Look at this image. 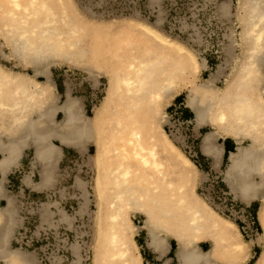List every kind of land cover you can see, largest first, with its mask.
Returning a JSON list of instances; mask_svg holds the SVG:
<instances>
[{
  "label": "bare ground",
  "instance_id": "obj_1",
  "mask_svg": "<svg viewBox=\"0 0 264 264\" xmlns=\"http://www.w3.org/2000/svg\"><path fill=\"white\" fill-rule=\"evenodd\" d=\"M6 1V17L14 31H8L10 50L21 64L29 65L33 73L25 75L0 67V127L15 138L19 134L20 138L16 140L10 138L12 135L8 137L13 139L11 142L14 144L20 139L16 144L18 146L20 141L24 145L25 140H31L36 145L37 157L47 154L46 147L44 151L38 147L47 142L50 136L66 144L83 146L87 141L93 143L94 152L89 159L95 171L93 188L97 245L100 243L104 248L94 253L93 264H141L133 236L139 228L132 221V215L136 212L143 215L142 227L147 230L151 241H159L161 233L172 236L178 243L180 256L190 264L199 254L196 243L204 235L210 238L213 232L219 238L213 239L210 250L221 254H240L248 250L247 243L258 244L260 251L253 264H264V201L257 218L261 228L255 238L245 239L232 218L218 212L198 193L188 192L186 184L195 180L197 169L174 141L164 139L163 133L158 132V119H162L160 115L164 107L183 85L186 75L194 71L197 74L198 69L206 66L196 51L144 20L121 18L114 28L133 42H126L128 45L116 56L117 60L122 56L119 65L112 70H104L90 63L89 52L77 48L78 41H71L76 27L68 17L66 8L57 17L48 4L49 0ZM238 1V8L242 9L235 17L240 26L239 41L236 44L231 33V36H227L230 41L225 48L229 58H232L229 77L223 87L213 84V78L216 79L214 74L204 82L195 84L193 92L188 94L187 103L198 123H204L207 119L222 135L234 136L238 142L249 140L254 145L264 141V0ZM221 5L219 18L229 20L232 15L229 5ZM137 37L143 40L139 43ZM137 43L139 52H136ZM235 44L239 47V53L233 55ZM162 54L164 60L170 63V69L165 76L160 74V80H157L156 77L151 78V71L161 64ZM58 58L86 70L92 78L104 71L107 83L91 116L83 113L77 97L67 93L65 101L59 104L63 117L57 131L54 126L50 129L47 127L57 106L53 101L54 105L49 103L52 86L48 83L51 78L46 70ZM229 58H223L224 64L230 63ZM92 60L97 61L98 57ZM217 68L219 71L222 69ZM218 70L214 73L221 74L222 70ZM38 75L44 80L37 79ZM164 118L169 123L168 117ZM7 134H4L5 137ZM11 142H6L10 148L4 145L9 151ZM247 150L243 153H247ZM261 153L256 155L257 163H254L258 167L261 160L264 162ZM242 158L238 160L240 165L234 162L236 159H232L237 169L231 173L236 172L237 176L239 170L243 175L238 177L244 178L249 171L259 169L250 164L251 168L245 161L242 163ZM5 160L9 161L6 157ZM3 161L4 158L0 164ZM233 162L228 164V168L235 167ZM236 176L233 175L234 178ZM244 181L241 182L244 184ZM75 183L83 187L80 180L75 179ZM168 188L172 192L169 193ZM11 211V208L0 209V257L5 264H35L31 256L21 249H8Z\"/></svg>",
  "mask_w": 264,
  "mask_h": 264
},
{
  "label": "rangeland",
  "instance_id": "obj_2",
  "mask_svg": "<svg viewBox=\"0 0 264 264\" xmlns=\"http://www.w3.org/2000/svg\"><path fill=\"white\" fill-rule=\"evenodd\" d=\"M150 1L59 0L57 2V0H49L48 4L57 17L63 14L64 8L68 10V17L76 27L71 41L75 43L78 41L77 48L86 49L89 52L90 63L100 66L101 69L112 70L121 63L122 56L120 60H117L116 56L120 51L123 52L122 48L128 45L126 42L133 41L126 39L124 34L119 33L114 26L119 22V19L131 17V19L144 20L163 33L181 40V43L187 48L196 51L198 58L205 61L206 66L200 68L202 71L198 69L197 74L194 71L192 74L186 75L183 82L186 84L183 86H189L196 82L202 83L214 74L216 75V79L213 78L215 85L223 87L226 78L229 77L232 64V58H229L227 50H225L226 44L228 45L230 41L227 36H231L232 33V37L235 38L234 42L237 44L239 41L240 26L235 17L236 13L242 12V9L238 8L240 1L152 0V3ZM4 2L7 1L0 0V67L32 75L33 69L29 65L21 64L10 50L8 31H14L6 17L8 7H4ZM224 3L229 5V12L232 14L230 21L228 18H219V7ZM137 39H140L139 43L143 40L139 37ZM236 44L232 49L233 55L239 53V47ZM135 46L136 52H139L138 43ZM193 53L195 54V52ZM95 56L98 57L97 61L92 60ZM164 58L165 56L162 54L160 57L162 62L152 69L151 78L156 77L157 80H160L159 75L165 76V73L169 71L170 63ZM223 58H229L230 63L224 64ZM226 65L228 66L226 67ZM216 66L222 67L221 74H216L215 70H218ZM46 71L50 78L54 75L72 86L79 83L80 87L74 91L73 96L80 100L83 113L86 116H91L95 104L104 94L107 83L106 73L103 71L100 75L97 74V77L91 78L86 70L63 61L62 58H58L57 62L50 64ZM220 71L218 70V72ZM36 78L44 80L41 75ZM92 80L98 85L95 88V94L90 93L89 85L92 84ZM63 101H65L64 98H61L60 103ZM176 104L178 105L180 102H176ZM182 105L183 103L178 115H174L172 119L178 117L179 120L187 119L191 122L190 118L184 117L185 109ZM172 106L164 109L160 115L162 119H158L157 122L158 132L163 133L164 139L174 141L181 148L180 133L170 136L168 132V125H174L170 115L173 113ZM164 116L168 117L169 123L165 122ZM61 118L60 114L59 119ZM191 126L192 123L189 128ZM182 135H185L184 132ZM86 146L88 147V145ZM93 152L94 145H91L88 152L86 150L82 156H79L75 151H69V155L64 158L60 166V172L65 180L60 183L57 191L50 197L24 195L16 198L14 208L17 212L16 219L23 222V225L21 228H14L12 244L8 249H21L31 256L35 264H93L94 253H99L104 249L100 243L97 245L96 197L93 188L95 171L91 159L88 158ZM68 176H70V185L73 184L71 182L73 178L80 180L83 184L82 187L80 183L79 186L75 183V195L70 197L67 193L68 181L66 179ZM83 189L86 193H83ZM43 209L45 213H42ZM23 262L27 263L26 260ZM5 263V261H0V264Z\"/></svg>",
  "mask_w": 264,
  "mask_h": 264
},
{
  "label": "crops",
  "instance_id": "obj_3",
  "mask_svg": "<svg viewBox=\"0 0 264 264\" xmlns=\"http://www.w3.org/2000/svg\"><path fill=\"white\" fill-rule=\"evenodd\" d=\"M92 81V84L89 85L91 91L90 93L95 94V88H97L98 85L95 83L94 80ZM48 83H50V85L52 86L50 88L51 97L49 103L52 104L53 101L55 105H52L57 106V109L52 114L50 122L48 123L50 125L47 124V127L48 129H50L51 127H55L58 131L59 122L61 121V119H59L60 114L63 117V113L59 109L60 100L61 98H64L65 100L67 93L73 96L74 91L79 89L80 85L79 83H75L72 86L71 84L65 81L59 80V78L55 77L54 75H52L51 80H48ZM184 84L186 83H183V85ZM195 84H197V82L192 83L189 86L182 85L183 87L181 86L180 89L173 94V96L170 98V100L164 107V109H166L170 105H175L176 102L183 103L185 109L184 117L191 119L192 126L186 132L189 134L187 135L186 142L190 146L191 150L194 152V156H188L186 153L185 154L194 163L197 169V175L193 182L186 184V188L189 193L194 192L202 196L200 194L201 191L204 188L209 191L210 188L207 187L208 182L211 178L217 176L216 181L218 182L220 189L226 190L227 192L229 191V194L233 196V198L237 202L250 206L254 217L257 219L260 206L264 201V162H262L261 160V166L259 165V167L256 166V164L254 163H257V154H262L261 152H263L264 155V141L260 142L262 145L259 143H254L253 145V143L249 140H241L238 142L234 136L224 134L222 135L218 130H215L213 126L209 123V121H206L207 119L204 123H198L194 118L193 110L187 103V97H189L188 94L193 92L192 89H194L193 87ZM213 84H215V80L213 81ZM0 128L1 146L3 143V146L6 145V142L9 144V142H11L13 139L16 140L17 137L20 138L19 134L18 136H16L17 133L15 135V138L14 135H12L10 132H8L7 130H3V127ZM4 134H7V138ZM8 137H13V139L11 140ZM19 140L20 139L14 141L16 142L15 144L12 143L13 141L10 143L12 144V150L10 149V151L8 149L10 148V145L9 147L8 144L6 145L8 147L7 149L5 146H2V148L0 146V161L4 158V161L7 162L5 164L3 161L5 165L3 163L0 164V209H13V211H11L12 218L9 220V226L11 231L7 242L8 247L10 246V244H12V232L14 228H21L23 225V222L16 219L17 212L14 209L16 198L24 195L50 197L57 191L60 183L65 180V178L60 172V166L64 158L69 155V151H75L76 153H78L79 156H82L85 154L86 150L88 152L91 145L93 146V143L90 141L85 142L83 146L74 145L72 143H61L56 137L50 136L49 138H47L48 141L43 143L44 145L42 144L40 145V148L38 147V149L41 151H44V147H46V149L48 150L47 154L44 156L41 155L40 157H37L36 145L31 140H25L24 143L22 142L24 145L20 144V141L18 146L16 144H18ZM86 145H88V147ZM13 146H15L14 150ZM245 147L246 150L248 149L247 153H243L244 151H246L244 150ZM6 150H8L9 153H11L12 151H15V153L12 152V154L10 155ZM237 153L238 155H236ZM242 153L244 155H248L250 153L251 156H241L240 154ZM7 154H9L10 156H7ZM232 154H234L235 156ZM263 155L261 156V159L263 158ZM252 156L255 157V160H253ZM5 157L6 159H9V161L5 160ZM242 157H244V160ZM88 158H90V156ZM241 158L242 160L240 161H242V163L243 161H245L244 163L249 165L251 168L252 165H254V168H259L254 169L253 172L249 171L250 173L248 174V176L247 174L244 175V178H246V180L248 181H244L243 176L240 178L238 177V175L242 174L239 172V170H237V176L236 172L231 173L233 169L236 168L235 163L237 164V162H239L238 160ZM232 159L236 160L234 161ZM232 162L235 167L230 166L228 168V166ZM233 175L236 177L234 178ZM241 178L244 181V184L243 182H241ZM66 180L68 181V196H74L75 178L71 180V182L73 183L72 185L69 184L70 176H68ZM245 183L249 185L246 186ZM245 187H247V189ZM243 188L248 191H246L245 189V191H243ZM248 188L253 189L251 191V189L249 190ZM168 191L169 193L172 192L170 188H168ZM44 209L41 210L43 211L42 213H45ZM143 219V215L139 212H136V214L132 215L133 223L139 227L134 234V242L137 246V251L140 255L141 264H190L187 259L182 258L180 256L178 243L172 236L161 233L159 234V241H151V237L148 234L147 230L142 227ZM258 221L259 220H257V223L260 230V222ZM3 228L4 227H2L1 229ZM160 237H163L164 239L161 240ZM208 237L209 236L204 235L202 238H200L201 240L199 239V241L196 243L197 250L199 251L197 257H199H196V259H194L195 262L193 264H253L260 251V246L258 244L247 243L246 245L248 246V250L246 249L245 253L239 254L231 252L221 254L219 251L214 252L213 250H210L213 246V239L219 238L217 233L213 232L212 236L210 238ZM0 261L5 260L0 257Z\"/></svg>",
  "mask_w": 264,
  "mask_h": 264
},
{
  "label": "built area",
  "instance_id": "obj_4",
  "mask_svg": "<svg viewBox=\"0 0 264 264\" xmlns=\"http://www.w3.org/2000/svg\"><path fill=\"white\" fill-rule=\"evenodd\" d=\"M181 104H176L172 106L173 113H171V119L174 115H178V111L181 109ZM184 107V105H182ZM174 125H168V132L170 135H176L180 133V146L188 156H194V152L191 150L190 146L187 144V132L190 120H179L172 119ZM184 132L185 135H182ZM217 176L211 178L208 182L207 187L210 188L208 191L204 188L201 191V195L218 211L228 217L232 218L234 222L238 225L240 232L245 239H253L259 232V226L257 219L254 217L250 206L246 204H241L237 202L233 196L229 194L226 190L220 189L218 182L216 181ZM210 193V194H208Z\"/></svg>",
  "mask_w": 264,
  "mask_h": 264
}]
</instances>
